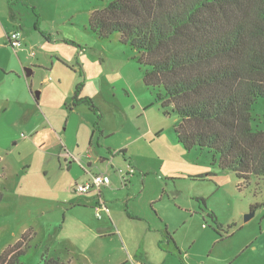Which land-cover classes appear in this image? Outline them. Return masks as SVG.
<instances>
[{"label": "rangeland", "instance_id": "1", "mask_svg": "<svg viewBox=\"0 0 264 264\" xmlns=\"http://www.w3.org/2000/svg\"><path fill=\"white\" fill-rule=\"evenodd\" d=\"M105 5L98 0H0V24L6 21L10 25L20 24L28 53L35 54L30 58L40 62L34 65V74L26 81L24 70L12 59L13 56L19 64L14 51L8 45L9 51L0 47V63L5 69L0 66V254L26 234L28 248L21 258L22 264H44L45 250L54 248L66 254V243L75 238L67 229L59 231L63 223V201L83 195L73 192L74 184L69 186L70 178L58 171L53 151L44 148L43 142L46 138L50 141V136L42 132L39 114L34 115V120L42 133L30 137L29 131L35 128L19 129L15 112L8 100H3L6 95L27 97L35 104L28 88L32 83L33 95L39 94L37 103L55 113L57 126L63 131L69 109H64L60 99L76 81L78 85L86 83L83 95L87 96L83 97L92 101L98 113L85 104L78 106L80 115L68 121L67 136L71 141L77 139L83 143L82 147H88L92 133L98 137L102 125L113 133L106 142L115 149L126 143L127 133L136 135L150 128L155 130V135L143 136L141 142L129 148L138 179L131 188L132 207L141 205L149 216L156 215L157 222L160 219L166 227L169 225V234L180 243L190 242L199 221L200 225L211 226L205 214L213 212L220 224L230 226V235L215 248L212 239L202 236L195 247L201 248L206 259L230 255L231 264H264V177L251 176L244 184L234 173L220 171L206 151H183L173 135L178 120L163 116L160 104L146 91L133 59L135 53L120 43L118 35L100 40L90 32V14ZM36 27L50 34L51 40H46ZM8 67L15 68L19 74L7 73ZM6 110L9 114L4 117ZM252 116L257 121L263 120L264 99L254 105ZM87 119L92 121L88 123ZM119 156L115 163L121 166L112 168V174L114 171L121 174L118 170L127 168L122 153ZM61 163L64 165L63 160ZM126 183L120 179L122 188ZM92 194L96 192L83 197ZM196 198L205 200L206 209L200 210ZM151 199L153 204L149 202ZM56 202L61 203L56 205ZM200 216H204L205 222ZM221 235L225 236L223 232Z\"/></svg>", "mask_w": 264, "mask_h": 264}, {"label": "trees", "instance_id": "2", "mask_svg": "<svg viewBox=\"0 0 264 264\" xmlns=\"http://www.w3.org/2000/svg\"><path fill=\"white\" fill-rule=\"evenodd\" d=\"M98 1L106 5L90 14V32L100 40L118 35L135 53L143 85L163 116L178 120L174 138L183 150L206 151L220 171L244 184L264 177V118L252 116L264 99V0ZM81 89L77 84L70 106L85 104L97 114L89 98H80ZM195 201L206 209L204 199ZM205 217L219 240L229 237L230 226L213 212ZM27 241L24 234L7 247L0 264H22ZM47 253L44 264H64Z\"/></svg>", "mask_w": 264, "mask_h": 264}, {"label": "crops", "instance_id": "3", "mask_svg": "<svg viewBox=\"0 0 264 264\" xmlns=\"http://www.w3.org/2000/svg\"><path fill=\"white\" fill-rule=\"evenodd\" d=\"M8 19L11 20L12 16L10 15ZM20 29H22L20 24L12 23L10 25L7 21L1 23L0 40L2 42L0 47H2L1 49L8 50L7 35L13 31L21 33L20 47L18 49L9 47L17 56L19 64L13 56L12 59L17 66L22 67L26 81H28V78L34 74V65H38L40 62L35 63L30 58L34 57L35 54L34 52L28 53L26 39ZM47 36L48 41L51 40V35L47 34ZM0 66L4 69L1 63ZM26 66L29 67L26 68ZM12 72L19 74V71L15 68L8 67L7 73L12 74ZM77 84L75 81L70 91L66 92L63 98L60 99L65 106L64 109L66 111L69 109V114H66L67 121L63 131L57 126L55 113L48 108L46 109L41 103H37L39 94L37 96L33 95L32 83L28 84V88L30 93H32L35 104L27 97L25 99L22 97L11 98L10 95H6L3 100H8L12 112H15L14 118L18 122L16 126L19 129H24L25 127L35 128L34 131L33 129L29 131L28 136L31 137L35 133V138L42 132L50 136V141H47L48 138H46V141L43 142L44 148H49L53 151V154L57 158L58 171L70 178L68 182L69 186L73 185L74 182H85L91 175L104 174L109 178V184L102 187L100 193L108 209V214H103L101 219L95 217L93 210L97 193L89 197H83L86 196L83 195L81 198L71 197V199H64L63 223L59 231L67 229L72 232L71 234L75 238L71 242L66 243L64 247L66 254L63 253L62 255L58 250L51 248V250L48 249L47 255L61 260L64 264H177L179 261L182 264H231L233 257H230V255L219 257V259L208 258L209 260H207L204 252H200L201 248L199 246L198 249L195 247L202 236H208L212 239L211 244L213 248H215L217 243L224 240H219L216 234L205 223L200 225L201 221H199L198 225H195L194 228L196 230H194V235H190V242L180 243L169 234V225L166 227L160 219L157 222L156 215L155 218H152L141 205L139 207L131 206L133 201L131 188L138 181L135 173L127 177L125 187L122 188L120 185V179L124 178L123 176L127 173L128 167H132V154L129 148L133 143L141 142L143 136L145 137L149 134L155 135V130L150 128L149 131L141 132L142 135H140L141 133L136 135L127 133L124 139L126 143L115 147V149L106 142L107 137L113 133L107 132L102 125L98 137L95 135V132L92 133L88 147H82L83 143H79L77 139L71 141L70 136H67L69 130L68 121L74 116L78 117L80 114L78 107H72L70 104L67 106V101L72 97L73 88ZM85 87L86 83L84 82L80 98L87 96L86 93L83 95ZM146 91L148 90L146 89ZM60 107L61 103L57 105V108L60 109ZM29 109H33V111L30 113ZM7 111L4 117L9 114ZM37 113L39 114V122L42 124V132L37 130V120H34V115ZM126 116L129 117L128 114ZM91 121L92 119L88 120V123ZM23 122L25 123L24 125ZM23 138L25 139V136ZM93 143H95L94 146ZM121 152H124L122 153V157L127 168L126 170L119 169L118 171L121 174H116L115 171L112 174L110 171L112 168L115 170L116 167L121 166L119 163H115L116 159L120 157ZM61 160L64 161V165H62ZM136 166L138 167V165ZM141 183H144V181H141ZM153 200L151 199L149 202L151 203ZM60 203L56 202L55 204L58 205ZM203 218L204 216L201 217L202 222H205ZM166 233L169 234L172 241L165 237Z\"/></svg>", "mask_w": 264, "mask_h": 264}, {"label": "built area", "instance_id": "4", "mask_svg": "<svg viewBox=\"0 0 264 264\" xmlns=\"http://www.w3.org/2000/svg\"><path fill=\"white\" fill-rule=\"evenodd\" d=\"M8 45L12 49H18L21 45V33L13 31L7 35ZM67 155V154H66ZM134 173V169L130 166L128 171L124 174V182L128 176ZM109 184V178L104 174L91 175L85 182L74 183L73 192L78 195H87L94 191L97 193L96 203L93 206L94 214L97 219H101L103 214H108V209L105 206L103 198L100 196L101 188Z\"/></svg>", "mask_w": 264, "mask_h": 264}]
</instances>
